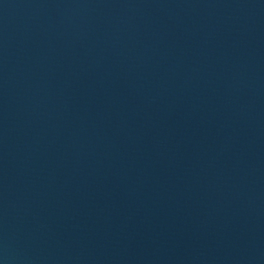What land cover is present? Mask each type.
<instances>
[{"label":"water","instance_id":"95a60500","mask_svg":"<svg viewBox=\"0 0 264 264\" xmlns=\"http://www.w3.org/2000/svg\"><path fill=\"white\" fill-rule=\"evenodd\" d=\"M0 264H264V0H0Z\"/></svg>","mask_w":264,"mask_h":264}]
</instances>
